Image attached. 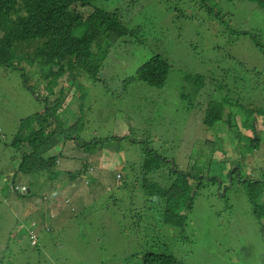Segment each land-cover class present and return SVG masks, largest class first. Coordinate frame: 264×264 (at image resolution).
<instances>
[{
    "label": "rangeland",
    "instance_id": "obj_1",
    "mask_svg": "<svg viewBox=\"0 0 264 264\" xmlns=\"http://www.w3.org/2000/svg\"><path fill=\"white\" fill-rule=\"evenodd\" d=\"M134 1L135 10L123 9L122 16L128 24L147 25L152 35L143 34L142 45L112 44L95 82L81 75L71 83L64 76L52 87L50 99L63 101L57 116L67 126L77 125L79 143L109 139L93 148L66 141L55 163L59 176L18 172L21 151L12 146L17 133L26 134L20 120L44 110L41 90L48 83L35 75L25 86L18 71L0 66V264H144L147 252L167 254L173 264H264V209L256 216L246 193L249 180L264 188V116L234 120L263 141L253 151L240 126L201 129L178 97L189 86L188 74L203 68L204 75L238 71L246 76L237 112L254 108V97L263 96L264 103V4L216 0L193 12L187 5L191 0ZM93 2V7L78 8L83 19L93 8L109 12L126 5L122 0ZM178 12L189 19L171 20ZM151 54L167 56L172 65L164 86H123ZM212 95L221 94L214 90ZM149 148L165 157L178 150L174 160L180 169L189 171L196 159L205 176L216 179L203 180L191 210L177 213L185 218L182 228L163 226L160 220L155 226L143 219L147 211L136 215V208L144 207L141 185L122 184L126 175L139 176ZM50 152L58 155V148ZM237 168L241 180L227 176ZM190 184L195 188L197 182ZM25 188L29 192L20 194ZM40 218L55 227L42 230L32 246L22 226L36 222L39 229Z\"/></svg>",
    "mask_w": 264,
    "mask_h": 264
},
{
    "label": "trees",
    "instance_id": "obj_2",
    "mask_svg": "<svg viewBox=\"0 0 264 264\" xmlns=\"http://www.w3.org/2000/svg\"><path fill=\"white\" fill-rule=\"evenodd\" d=\"M93 1L0 0V66L18 71L25 86H27V79L35 75L48 83L41 90L44 96V110L40 114L21 119L19 127H24L26 134L22 128L23 133H17L13 139L12 146L21 151L18 164L20 173L46 172L48 176L50 173H56V176H59L61 172L56 169L55 163L61 155L59 149L62 147L63 150L66 141H71L73 146L77 143L86 148H93L109 140L99 139L79 143L80 139L75 131L77 125L73 123L67 126L57 116L63 101L50 99L53 95L52 87L56 85L60 77L64 76H69L71 83L81 75L95 82L99 68L112 44L119 42L123 46L125 44L142 45L143 34H152L146 32L151 29L147 25L128 24V19L121 14L123 9L132 13L137 1L122 0L126 5L116 6L109 12L93 8L92 13L83 19L78 8L93 7ZM145 1L148 2V0ZM167 1L164 0L165 3H168ZM246 1L264 4V0ZM212 2L216 0H191L187 5L195 12L198 6L207 7ZM139 11L140 9L137 8L134 14ZM208 11L213 12L211 8H208ZM170 14L169 11L167 16ZM173 16L171 20L189 19L182 12ZM188 26L189 23L184 22L183 27ZM201 66L202 63H200ZM171 67L167 56L151 54L136 69L134 75L122 81L123 86L138 82L146 88H162ZM187 79L186 84L189 86L182 88L178 97L181 101L187 102L188 111H192L190 114L196 122L200 123L201 129L211 131L215 130V127H225L226 124L232 123V127L237 125L241 127L242 133L251 143V150L259 148L258 140L260 139L253 137L250 133L246 134L243 123L234 122L235 118L239 119V115L243 118L244 116L252 118L254 115H259L261 118L264 116L263 96H258L260 99L254 97V108L239 107L238 112L235 108L240 105L242 94L240 89L248 84L246 76L238 71H221L220 73L214 71L204 75L201 68L199 73L188 74ZM242 79H245L244 82H241ZM202 89L204 93L200 94ZM210 89H212L211 95L208 93ZM214 90L221 95L214 97L212 95ZM62 93L60 89L59 94L62 95ZM198 103L199 106H197ZM193 123L195 124L194 121ZM193 123L189 122L188 126H194ZM216 131H218L217 128ZM214 133L220 135V131ZM124 138L113 137L111 140L117 141ZM21 142H24L22 147H20ZM238 145L239 141L235 147L239 148ZM206 147H208L207 143ZM55 148H58V155L50 152ZM154 151L150 148L145 150L146 156L139 176L126 175L124 182L122 174V184L139 183L141 185L140 192L143 193L145 201L144 207L136 206L135 211L139 209L136 215L140 214L141 210L147 211L143 219L155 226L156 224L158 226V220H160L163 226L168 227L167 225L176 223L178 228H182L185 218L178 216L177 213L182 209L191 210L194 196L202 187L203 180L216 183V179L215 177L208 179L201 165L195 163L196 159L190 165L192 168L189 167V171L180 169L174 160L175 154L179 153L178 150L174 151L170 157ZM238 171L239 168L228 170L227 176L232 178V175H235L236 179H240L239 175H236ZM190 181L197 182L195 188L191 186ZM262 182L264 183V180ZM257 184H260V181L249 180L246 192L256 216L262 213L260 208L264 209V188H258ZM225 188L226 186L223 187L224 190ZM134 191L139 192V188H134ZM131 219L134 221L133 217ZM143 258L144 264H173L174 262L171 256L164 253L147 252Z\"/></svg>",
    "mask_w": 264,
    "mask_h": 264
},
{
    "label": "clouds",
    "instance_id": "obj_3",
    "mask_svg": "<svg viewBox=\"0 0 264 264\" xmlns=\"http://www.w3.org/2000/svg\"><path fill=\"white\" fill-rule=\"evenodd\" d=\"M255 103V102H254ZM254 118H255V115L253 116ZM237 127V129L239 128V126L237 125L236 126ZM233 128V127H232ZM242 130V129H241ZM243 131V130H242ZM248 134V133H247ZM244 135V134H243ZM245 136V135H244ZM118 141V140H117ZM259 142H262V144H263V141L262 140H259ZM64 147V146H63ZM260 148V147H259ZM254 151V150H253ZM86 162V161H85ZM85 164V163H84ZM237 175H239V177H240V179H237V180H241V176H240V174L238 173ZM118 176V178H119V175H117ZM116 176V177H117ZM18 187H16V189H17ZM19 189H23V188H21V187H19ZM28 193L27 191H26V188L24 189V191L23 192H21L20 194H24V193ZM22 228L23 229H25V231H26V233H27V235H28V237H29V240L31 241V245L32 246H36L37 245V240H38V237H39V234L41 235V231L42 230H45V231H48V228H50L49 226H43V227H41V228H39L40 229V231H38L39 229H37V225H36V222H31V223H29L28 224V226H25V225H23L22 226ZM34 232V235H35V238H34V242L32 243V240L30 239V232ZM41 232V233H40ZM4 258V256L2 255V254H0V260H2Z\"/></svg>",
    "mask_w": 264,
    "mask_h": 264
},
{
    "label": "crops",
    "instance_id": "obj_4",
    "mask_svg": "<svg viewBox=\"0 0 264 264\" xmlns=\"http://www.w3.org/2000/svg\"><path fill=\"white\" fill-rule=\"evenodd\" d=\"M261 150H264V147H262V148H260ZM66 161H69V158H67L66 159ZM67 166H65V168H66ZM26 191L27 192H29V189L28 188H26ZM40 205V204H39ZM46 210V212H47V209H45ZM39 215H40V213H39ZM50 218H51V215H50ZM41 219V218H40ZM42 220V219H41ZM44 222V223H43ZM42 223H43V226H49L50 228H53V227H55V225H54V223H53V221L51 222V223H46L47 225H45V221H44V219L42 220ZM54 229V228H53Z\"/></svg>",
    "mask_w": 264,
    "mask_h": 264
},
{
    "label": "built area",
    "instance_id": "obj_5",
    "mask_svg": "<svg viewBox=\"0 0 264 264\" xmlns=\"http://www.w3.org/2000/svg\"><path fill=\"white\" fill-rule=\"evenodd\" d=\"M34 238H35V235H34V232H30V239L32 240V243L34 242Z\"/></svg>",
    "mask_w": 264,
    "mask_h": 264
}]
</instances>
